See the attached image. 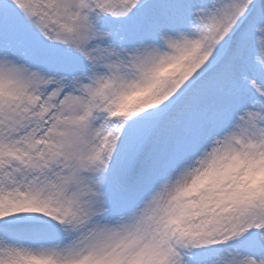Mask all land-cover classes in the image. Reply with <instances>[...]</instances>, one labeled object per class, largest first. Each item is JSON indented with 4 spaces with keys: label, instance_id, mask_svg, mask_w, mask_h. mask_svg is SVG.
Masks as SVG:
<instances>
[{
    "label": "snow or ice",
    "instance_id": "6c2138e0",
    "mask_svg": "<svg viewBox=\"0 0 264 264\" xmlns=\"http://www.w3.org/2000/svg\"><path fill=\"white\" fill-rule=\"evenodd\" d=\"M0 264H264V0H0Z\"/></svg>",
    "mask_w": 264,
    "mask_h": 264
}]
</instances>
